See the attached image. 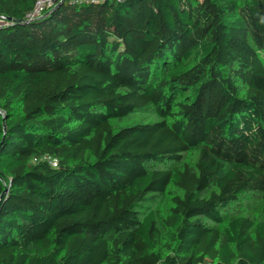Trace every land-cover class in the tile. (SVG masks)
<instances>
[{
	"label": "trees",
	"instance_id": "1",
	"mask_svg": "<svg viewBox=\"0 0 264 264\" xmlns=\"http://www.w3.org/2000/svg\"><path fill=\"white\" fill-rule=\"evenodd\" d=\"M35 3L0 0V264H264V0Z\"/></svg>",
	"mask_w": 264,
	"mask_h": 264
},
{
	"label": "built area",
	"instance_id": "2",
	"mask_svg": "<svg viewBox=\"0 0 264 264\" xmlns=\"http://www.w3.org/2000/svg\"><path fill=\"white\" fill-rule=\"evenodd\" d=\"M60 0H36L35 6L32 11L27 14L29 21L35 20L40 17L44 11L58 3ZM76 2H97L99 0H74ZM54 165H57V161H53Z\"/></svg>",
	"mask_w": 264,
	"mask_h": 264
},
{
	"label": "water",
	"instance_id": "3",
	"mask_svg": "<svg viewBox=\"0 0 264 264\" xmlns=\"http://www.w3.org/2000/svg\"><path fill=\"white\" fill-rule=\"evenodd\" d=\"M64 1H65V0H61V1H59L58 3H56L53 9L58 8V7H59ZM44 15H45V14L41 15V16L38 17V18H41V17H43ZM7 19L10 20L11 18L7 17Z\"/></svg>",
	"mask_w": 264,
	"mask_h": 264
}]
</instances>
